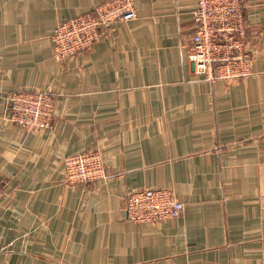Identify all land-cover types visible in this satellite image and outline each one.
Here are the masks:
<instances>
[{"label":"crops","instance_id":"0c3cea01","mask_svg":"<svg viewBox=\"0 0 264 264\" xmlns=\"http://www.w3.org/2000/svg\"><path fill=\"white\" fill-rule=\"evenodd\" d=\"M107 0H0V264H264V0H244L252 73L210 81L186 44L198 0H134L93 47L54 55L58 21ZM17 90L55 93L51 126L8 118ZM101 149L106 178L68 184ZM170 188L184 212L130 220L126 195Z\"/></svg>","mask_w":264,"mask_h":264},{"label":"built area","instance_id":"2783aa9c","mask_svg":"<svg viewBox=\"0 0 264 264\" xmlns=\"http://www.w3.org/2000/svg\"><path fill=\"white\" fill-rule=\"evenodd\" d=\"M244 0H198L193 12L194 30L186 55L196 73L207 80L233 81L252 73L253 49L247 40L249 24ZM137 17L134 0H107L91 11L56 24L54 55L66 61L76 52L100 42L114 24ZM8 118L31 130L51 126L55 117V93L17 90L7 99ZM66 183L88 184L107 177L101 149H90L65 158ZM4 194L0 176V197ZM123 209L136 222H159L181 215L185 203L170 188L145 187L126 195Z\"/></svg>","mask_w":264,"mask_h":264}]
</instances>
